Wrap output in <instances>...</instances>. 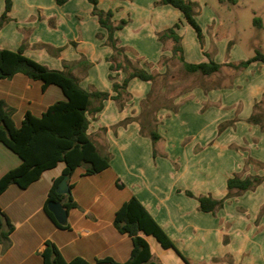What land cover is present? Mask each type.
Returning a JSON list of instances; mask_svg holds the SVG:
<instances>
[{"label": "crops", "instance_id": "0c3cea01", "mask_svg": "<svg viewBox=\"0 0 264 264\" xmlns=\"http://www.w3.org/2000/svg\"><path fill=\"white\" fill-rule=\"evenodd\" d=\"M12 1L11 20L0 28L1 49L17 51L24 45L26 57L54 70H63L64 61L84 57L91 67L86 72L72 70L79 85L87 91L112 93L107 58L113 50L106 43L107 31L92 15L91 3ZM156 1L99 0L98 6L113 10L116 20H129L116 33L120 44L130 56L153 63L157 72L166 70L157 67L162 54L172 52L165 50L156 34L178 22L185 60L207 62L205 52L211 49L212 42L218 47V42L204 36L202 46L178 9L155 5ZM4 9L5 0H0V16ZM237 53L240 57L236 59H248L239 50ZM214 59L221 64L233 62L223 61L218 53ZM235 73L232 85L209 90L195 87L176 112H159L162 140L156 145V157L151 139L140 134L137 121L114 128L125 118L140 113V103L151 88V82L132 79L128 85L132 97L124 109L107 100L96 119H90L88 133L99 148L111 153V160L109 168L96 175L85 176L77 170L68 179L77 206L67 208L60 201L68 211L64 225L58 224L47 208L55 181L62 176L63 163L44 171L26 188L11 184L0 194V264H43L48 244L54 245L66 262L76 258L90 263L103 258L125 262L132 250L131 238L119 233L113 220L115 211L131 194L190 264H264V214L260 215L264 183L229 199L215 215L200 211L198 201L186 194L189 191L195 196L221 199L228 192V178L264 174V130L247 122L264 94V64L254 62ZM124 77L121 73L118 81ZM64 99L59 87H44L42 82L20 73L0 80V102L16 126L21 125L26 114L41 116ZM228 121H234L233 125L219 132V125ZM249 157L263 166L248 164ZM20 163L19 157L0 143V180ZM117 184L124 187L118 188ZM115 187L122 192H116ZM145 238L154 260L187 264L175 249L162 247L152 236Z\"/></svg>", "mask_w": 264, "mask_h": 264}, {"label": "trees", "instance_id": "16d2710c", "mask_svg": "<svg viewBox=\"0 0 264 264\" xmlns=\"http://www.w3.org/2000/svg\"><path fill=\"white\" fill-rule=\"evenodd\" d=\"M68 0H55L57 5H63ZM92 4V15L97 17L99 25L107 31L106 43L111 46L113 54L107 58L110 63L109 78L112 80V93L107 91L91 90L87 91L79 85L78 78L72 74L74 68H80L86 72L91 63L84 57L80 60L63 62V70L50 69L47 66L28 58L24 55V45L17 51H10L0 48V80L13 77L15 74H23L30 79L43 83V86L54 85L59 87L65 99L55 102L41 116L26 114L20 126H16L5 110L3 102H0V143L16 154L21 160L20 165L6 173L0 180V194L11 184L20 188H26L29 184L38 180L44 171L55 168L59 163L64 164L62 176L55 181V185L50 192V200L62 201L67 208H74L77 204L73 201L71 194H58L56 192L58 184L65 177L69 178L77 170H82L83 175H96L109 168L111 153L104 148H99L88 133L90 119H96L98 113L104 108V102L113 100L120 110L131 100L132 95L128 90L129 82L132 79H139L145 82L155 83L158 78L162 79V87L157 94L149 92L141 103V111L135 117L125 118L114 126H126L132 121H137L140 125V134L149 137L153 144L154 157L158 155L156 145L162 140L158 131L160 124L159 111L168 109L176 112L179 108L175 104V97H169L166 84L170 79L168 68L169 60H178L186 75H200L210 77L219 73L223 66L240 71L247 68L254 62L264 64V54L257 51L255 55L247 60L238 63L221 64L215 61L213 54L205 52L207 62L190 63L185 60L182 47V37L177 30L181 27V22L174 24L156 34L157 39L165 43L171 41L172 56L162 55L160 62L165 67L164 73H153L146 70L142 65V58L132 57L128 54V49L120 44L116 33L122 30L129 22L128 19L116 20L113 10H103L98 4L99 0H87ZM155 5H171L178 9L184 16L187 23L196 32L197 38L203 43V32L198 24L194 4L190 0H158ZM13 1L5 0V9L0 16V28L7 24L11 18L9 13L12 9ZM260 26V21L256 20ZM47 49L52 52L49 46ZM60 49H56L59 52ZM121 73L125 74L122 81H118ZM205 90L219 88L204 87ZM167 91V92H166ZM249 124L259 125L264 130V94L260 101L254 105L252 115L247 119ZM234 121H228L219 125V132L226 127L233 125ZM248 164H255L261 168L263 165L251 157L247 159ZM264 183L263 175H250L242 178L234 175L227 180V194L221 199H215L210 195L195 196L187 191V196L194 198L199 203V210L215 215L225 203L243 193L256 189ZM118 188H123L122 184H117ZM52 217L53 215L49 213ZM264 214V205L260 210V215ZM113 224L121 234H128L131 238L132 250L129 258L121 263L112 258L96 259L90 263L82 258H76L71 262H66L57 248L48 244L43 253V264H161L153 259L151 248L145 236L154 237L162 247L173 248L183 260L190 264L189 260L183 257L176 249L173 241L163 228L156 222L139 199L131 194L114 214Z\"/></svg>", "mask_w": 264, "mask_h": 264}, {"label": "rangeland", "instance_id": "374dc122", "mask_svg": "<svg viewBox=\"0 0 264 264\" xmlns=\"http://www.w3.org/2000/svg\"><path fill=\"white\" fill-rule=\"evenodd\" d=\"M190 1L194 4L195 17L198 24L202 28L203 43L205 36V38H209L211 40L213 39L219 44L218 47H215L212 42V46L210 47L211 49L207 50L208 53L213 54V58L218 53V57L223 61L230 60L233 61L232 63H238V61L240 62L239 59H236L237 57H240V54L237 53L238 50L245 54L248 58L255 55L257 51L264 54V0ZM128 18L131 20L130 16ZM256 20L260 21V26L257 24ZM190 30L194 35L193 37H195L194 31L191 28ZM186 36L187 34H185V37ZM163 45L165 50L169 49L172 52L173 43L171 41H167L163 43ZM201 45L203 46L204 44ZM162 55L166 54L163 53ZM166 56L170 57L172 54ZM141 63L145 68L153 70V73H159L157 72L158 70L154 69V64L148 60L142 59ZM157 67L164 66H162L159 61ZM168 68L171 77L169 81L165 83L168 91L166 92L169 97L176 98L174 103L179 106H181L189 98L187 97V94L193 88L201 85L210 88L216 85H232L233 77L236 74L233 68L223 66L219 73L210 77L186 75L182 69V65L176 59L168 61ZM162 83V79L158 78L155 83L151 84L149 92L154 91L153 93L157 94L160 87H162ZM168 111L171 112L170 110ZM161 116L163 119V115ZM184 142H187V140ZM170 149L171 151L173 150V148ZM251 167L257 170V167ZM247 168L248 167H246V169ZM115 191L118 193L122 192L116 187Z\"/></svg>", "mask_w": 264, "mask_h": 264}, {"label": "water", "instance_id": "95a60500", "mask_svg": "<svg viewBox=\"0 0 264 264\" xmlns=\"http://www.w3.org/2000/svg\"><path fill=\"white\" fill-rule=\"evenodd\" d=\"M68 176H65L59 183L56 192L58 194H69L70 186L68 183ZM48 210L54 215L56 221L60 225H64L67 222L68 211L67 208L57 200H50L47 204Z\"/></svg>", "mask_w": 264, "mask_h": 264}]
</instances>
